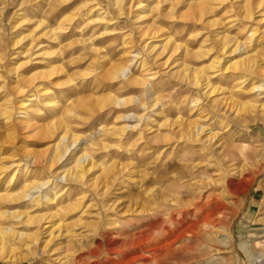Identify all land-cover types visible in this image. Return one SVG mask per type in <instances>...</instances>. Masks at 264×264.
<instances>
[{"label": "rangeland", "instance_id": "rangeland-1", "mask_svg": "<svg viewBox=\"0 0 264 264\" xmlns=\"http://www.w3.org/2000/svg\"><path fill=\"white\" fill-rule=\"evenodd\" d=\"M133 1L124 0L120 10L114 0H0V213L55 214L46 218L43 240L55 221L64 225L55 227L44 258L0 264H101L110 257L105 264H142L138 248L120 258L109 253L110 243L130 238L156 211L169 218L190 202L202 204V216L221 206L216 225L202 228L211 247L199 250L218 256L201 264H264V89L250 90L256 82L264 86V78L211 67L221 36L233 39L226 50L235 40L240 45L226 53L229 62L249 54L264 66V36H251L264 0L256 9V0H141L145 6L129 12ZM196 1L205 3L203 20L189 8ZM246 10H259L254 21ZM167 36L180 45L174 52L163 49ZM122 60L146 84L110 71ZM182 64L201 68L217 87L201 99L202 117L200 92L175 72ZM21 102L28 106L23 123ZM165 120L177 121L173 130ZM182 120L204 126L203 138L210 130L217 135L211 143L187 139L176 132ZM65 130L80 135L71 146L75 154L84 149L101 164L80 183L51 176L48 168ZM46 180L33 190L42 204L21 197L28 184ZM46 196L54 200L46 203ZM8 219L0 216V224L12 221L19 232L33 227ZM15 248L26 252L21 242Z\"/></svg>", "mask_w": 264, "mask_h": 264}, {"label": "bare ground", "instance_id": "bare-ground-1", "mask_svg": "<svg viewBox=\"0 0 264 264\" xmlns=\"http://www.w3.org/2000/svg\"><path fill=\"white\" fill-rule=\"evenodd\" d=\"M114 1L117 4L120 3V6L118 5V7H120V10L124 9V6L126 4L124 0H114ZM188 3H189L188 5L190 9L198 8L200 11L199 16L197 17H196L197 13L194 12L195 18H197V20L198 19L203 20L202 16L205 13L204 11L205 3L201 1L188 2ZM254 3H256L254 7L255 9L260 6L257 0ZM134 5H136L137 8H141L145 6V4L141 0H134L133 4L129 5V8H128L129 12H132V9H133L132 6ZM258 12L259 10L257 11L246 10L244 16L247 17V19L254 21L255 18L253 17L255 15L257 16L258 14L256 13ZM190 13L187 14L188 16L187 18H192L191 15H193L192 14L193 12H190ZM259 15H261V18L256 20L255 28H253L251 36H254L258 31L261 32L262 34L261 37L264 36V26H263L264 12L259 13ZM212 23L214 22H211L210 24L212 25ZM261 28L262 30L260 31ZM218 34H220V32H218ZM166 39L167 40L165 42L163 49L167 48V46H170L172 51L174 52L180 46L178 43L171 42L172 38H170L169 36H167ZM230 40H233V39H231L228 36L220 37L218 41L222 42L221 43L222 46L219 49H217V51L214 52L211 67L212 68L217 67L218 70L220 69L223 71L232 69L234 72H240L242 74L252 75L253 78H255L256 76H259L260 78L256 77V79L258 78L259 80L261 78H264V66L262 67L259 64L255 65L256 60L252 58V55L241 54V57L239 59L229 62L230 59L226 56V53L229 51L230 52L229 54H231L240 48L239 43H237V40H235L234 44H238V45H236L234 49L232 50L224 49L226 47V44H228ZM146 46L148 47V49L152 51L155 49L156 44L154 41L151 40L147 42ZM123 61L124 60H122V62L119 61L118 63L113 64L110 71L114 72L115 74L119 73L122 75L123 74L125 75L126 73H128L129 74L128 80H130V82H136L139 84L143 83V85L146 84L143 79L144 76L143 78L142 77L140 78V77L135 76L133 73L127 72V70L129 69L128 65L126 64L127 61L125 62ZM145 65H146L145 63L142 65V70L145 69ZM182 65H183L182 68H180L179 70L177 69L175 72L182 75V78L186 80L189 86L197 88L198 92H200V96L198 95L199 97H197L196 101L195 100L194 101L196 104H198V110H199L198 117H202L205 115L207 111L206 109L207 107L205 104H203V102L205 98L207 99L210 98L209 95L212 92L214 93L217 87L211 84V82L208 79V76L205 74L206 72L202 71L201 68L200 69L192 68L188 64H182ZM262 84L263 83L258 84V82L253 83L250 90L261 89L262 91L264 89L263 88L264 86ZM43 91L47 92L46 88H43L42 92ZM202 98L204 100L200 102ZM117 102L121 103L119 100H117ZM261 106H264V103ZM27 107L28 106L26 105L25 102H21L19 108L22 109V111L20 112L23 113L22 114L23 118H21L19 122L23 123V122L29 121L28 114L26 112ZM9 117H11V113L9 114ZM183 121L184 120L179 122V125L177 126L178 129L176 130V132L178 133V135L180 134V135L186 136L185 138L189 136L190 140L193 139L194 141L196 140L199 141L202 139L204 140V142L211 143L212 138L217 135V133H214L210 130L209 134H207V136L203 138L202 132L203 131L206 132L204 126L197 123L196 120L186 121V122L185 121L183 122ZM176 122L177 121L171 122V120H165V123L169 124L171 128H172V125H174V123ZM112 128L111 127L107 128L103 126L102 130H104L105 133L113 134L115 132L112 131ZM124 128H126V126ZM145 129H150V127L145 128ZM178 135L176 134V136ZM79 136L80 135L75 134V133L68 134V130H65V133L61 136V139L52 147L53 151L51 152L50 157L48 158V163H49L48 168L49 169L52 168L51 176L54 175V177L56 178L61 176L62 179L65 181L80 183V182H83L84 178L86 177V174L89 172V170L92 167L96 165H101L95 162L93 158L91 157V155L84 149L80 154H75V152L72 151L73 149H71V146H75L74 143L78 142L77 140L80 139ZM57 162H58V165H55ZM101 169H102V172H105V173L108 171L107 167H104V166H101ZM49 181L50 180H46L43 182H35L32 184H28L25 187V189H23V193L21 192L22 193L21 197L29 196V198L32 201L36 202L37 204H42L43 202H41V197H40L41 195L40 196L39 194L35 195L33 193V190L36 188H40L41 186L43 187V185L48 184ZM37 190H40V189H37ZM7 194L9 196L8 192ZM51 200L53 201L54 198H50L46 196V200H45L46 203L50 202ZM191 204H193V206ZM211 205L213 204L211 203ZM220 209H221V206L217 205V207L214 208L212 212L210 213L207 212L208 214H206L205 216H202L204 212V207L202 206V204L200 205L198 203H191V202L190 204L180 203L177 209L169 211L170 212L169 218L168 216L163 217V218H167L166 221L161 216V212H165V211L158 210L156 211L157 213L155 214V216L151 214V216L153 215L154 217H152V219L149 220L148 223L143 222L142 227L139 228L137 232L133 233L134 235L130 234L132 237L130 236V238L124 239L119 245H117V243H114V244L110 243L109 253L114 254L120 258H123L131 250L132 247H135L139 249V251H137L138 255H137L136 261L137 262L139 261L142 264H144L149 259L150 261H152V264H201L207 260L216 259L215 257L218 256L217 253L211 252V254H208V252L207 253L200 252L199 250L203 248V245H207L208 247H211V245L207 244L203 239L202 228L203 226L212 225L214 227L216 225L215 221L217 219V216L214 217V215H216L217 211H220ZM2 215L4 216V218H6L7 216L8 218L15 221L13 222L14 224L22 223L23 225H33V227L29 228V232H19L13 226V224L10 225L12 221L8 223V225H4L5 223L3 222L2 224H0V259L11 260L13 262L16 260L17 261H20L23 259L25 260L28 256H34V255H39V254L42 255L41 256L42 258H44L45 254L47 255L49 254V250H47V246H49L51 241H53L55 238L53 234L55 227L57 226L56 229L58 230H60L62 226L64 227V225L61 223V220L58 219V221H55L53 223L55 225L52 227V230L49 231L50 238L43 240V237H44L43 236V226L47 225L45 223H48L46 218L50 215L51 217H53L55 214L47 213V212L43 214H32L30 211L26 209H18V210H13V211H3L0 213L1 217H3ZM10 219H8L7 222L10 221ZM48 226L49 225L45 227H48ZM20 242H21V247L25 248L24 250H26L25 253H22L21 251H16L15 245H17ZM42 242L45 243V245L41 247ZM99 247L100 245H98V248ZM95 251H97V249L94 251H91V253L95 254L96 253ZM147 252L151 253L150 254L151 258L146 256L147 254L145 253ZM112 259L113 257H110L106 261H103L101 264L108 263ZM129 263L130 261L127 263L121 262L118 264H129Z\"/></svg>", "mask_w": 264, "mask_h": 264}]
</instances>
